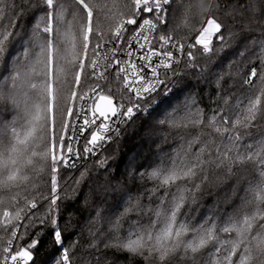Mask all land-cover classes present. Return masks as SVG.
Returning <instances> with one entry per match:
<instances>
[{
    "label": "snow or ice",
    "instance_id": "obj_1",
    "mask_svg": "<svg viewBox=\"0 0 264 264\" xmlns=\"http://www.w3.org/2000/svg\"><path fill=\"white\" fill-rule=\"evenodd\" d=\"M212 7L0 0V264H40L45 242L48 264H264V0ZM137 120L140 151L96 161L85 262L66 208L87 165L77 187L63 170Z\"/></svg>",
    "mask_w": 264,
    "mask_h": 264
},
{
    "label": "trees",
    "instance_id": "obj_2",
    "mask_svg": "<svg viewBox=\"0 0 264 264\" xmlns=\"http://www.w3.org/2000/svg\"><path fill=\"white\" fill-rule=\"evenodd\" d=\"M229 2V0H219V3L225 4ZM212 11L216 12L217 15H219V9L216 7L217 0H212ZM197 27H199V24H196ZM241 58L239 56H236L233 51H228L226 53L222 54V57L218 60H216L210 67L211 72L214 74L217 70V66L221 70L225 69L227 67L228 61L238 62ZM204 86V82L201 81L200 84L196 87L191 89L192 92H198L201 97H204V104H208L210 101L208 99V92L210 91L212 85L209 83L208 88H206L204 91H200V88ZM113 90L120 87L121 85H118L117 83H113L111 85ZM141 124L140 120L136 121V124L133 125L131 128L128 129V135L125 136L121 144L119 145L118 151H116L114 145H107L106 150H104L102 153H99L95 158L89 160L86 164L87 165V171L88 175L84 177L83 181L81 182L79 187V195L77 196L75 202H69L68 206L66 208V213L68 211L73 212L75 215L73 217V225L74 228H67L68 232H83V235H77L75 238L84 245V252L81 254L82 260L87 262L89 259H95V257H92L89 255V251L87 248L88 241L90 240L89 236V227L95 228L96 225L92 226H86V222L95 216L96 208L100 205V200L96 199L94 193L98 189L99 185H102L105 183V174L102 169L98 167L96 164V161L99 159H103L106 156H109V154L116 152L117 156H123L124 154H127L129 152H132L133 154L137 151H140V140L138 136H134L131 133L135 131ZM174 140L169 137L168 143H173ZM163 147L167 148V144H164ZM145 154L147 152L145 151ZM84 165L78 167L75 170H63V176L67 178V183L71 187H77V185L74 184V181L80 178V173L85 171ZM113 168H115V164L112 165ZM93 194L92 201H90L89 205H85L83 202L86 197L89 196V194ZM94 201V202H93ZM113 201L109 197L106 202L103 204V213L105 215H108L111 212V206ZM210 200L205 201V207L210 204ZM102 229V231L107 232L108 231V225L104 221L100 222L99 225ZM73 237H69V243L72 242ZM50 245L45 242L41 245L39 248V260L40 264H48V249Z\"/></svg>",
    "mask_w": 264,
    "mask_h": 264
},
{
    "label": "built area",
    "instance_id": "obj_3",
    "mask_svg": "<svg viewBox=\"0 0 264 264\" xmlns=\"http://www.w3.org/2000/svg\"><path fill=\"white\" fill-rule=\"evenodd\" d=\"M130 27H131V26H130ZM121 88H122V85H121ZM85 135H87V133H85ZM98 154H99V153H98ZM98 154H97V155H98ZM95 157H96V156H94V157H93V156H90L89 159H88L87 161L82 160V161H81V166L84 165V164H86L89 160H91V159H93V158H95Z\"/></svg>",
    "mask_w": 264,
    "mask_h": 264
}]
</instances>
